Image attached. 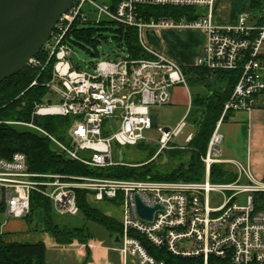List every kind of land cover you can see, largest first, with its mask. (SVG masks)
Wrapping results in <instances>:
<instances>
[{"label": "built area", "instance_id": "1", "mask_svg": "<svg viewBox=\"0 0 264 264\" xmlns=\"http://www.w3.org/2000/svg\"><path fill=\"white\" fill-rule=\"evenodd\" d=\"M217 0H74L64 12L43 49V56L30 58L26 66L39 75L52 66L47 100L37 102L34 116H74L68 142L61 141L32 121H7L34 128L49 137L71 159L98 169L112 166L138 167L115 159L118 146L154 144L152 160L178 146L173 139L186 127L185 120L175 129L157 126L159 139L145 135L155 119L151 110L172 99V88L188 87L185 66L166 53L151 47L144 37L147 28L182 27L202 29L207 34L203 49L193 66L210 70H238L240 75L213 130L206 154V178L200 182L126 179L103 176H72L30 170L25 153L11 158L0 156V235L11 219H27L31 214L32 193L52 199L61 215L78 216L76 190L87 189L91 202L111 201L123 208V234L114 247L120 264H165L148 251L144 236L158 249L183 257H203L204 264H264V181L256 180L247 165L238 163L239 175L232 182H212L213 163L227 162L222 155L221 125L229 112L251 110L264 91V22L251 24V13L242 12L235 24L213 21ZM152 6L193 8L200 16H148ZM202 7H208L207 14ZM116 23L135 27L146 56L129 53L116 59L91 62L94 70L77 67L72 58L75 32L84 26ZM97 48V47H96ZM96 48L89 47L93 56ZM40 52V53H41ZM87 52V49H86ZM38 77L31 86L38 83ZM46 101V102H44ZM2 122V121H0ZM193 135L188 136V141ZM120 159L123 152L120 150ZM248 182H243L242 177ZM212 192L223 195L211 204ZM136 195L149 207L159 206L152 220L140 216ZM246 197L245 203L237 199ZM110 215V214H108ZM113 216V215H112ZM114 217V216H113ZM130 257L132 262H130ZM213 260V261H212ZM84 264V263H80Z\"/></svg>", "mask_w": 264, "mask_h": 264}, {"label": "trees", "instance_id": "2", "mask_svg": "<svg viewBox=\"0 0 264 264\" xmlns=\"http://www.w3.org/2000/svg\"><path fill=\"white\" fill-rule=\"evenodd\" d=\"M146 9L149 17L155 16L157 19L171 17L179 21L185 17L188 20H194L200 16V13L188 7L152 6ZM247 11L258 19V24L264 22V0H249ZM100 30L101 28L94 25L84 26L76 30L75 38L85 49L95 48L100 38L107 40ZM114 32L113 37L121 49L132 57L147 55L139 43L135 27L118 25ZM42 56L43 51L38 54V57ZM117 56L121 55L117 54ZM51 69L52 66H49L38 77L39 69L25 66L24 69L0 83L1 157L11 158L15 152H23L27 156L30 170L38 173L126 179L151 178L165 181L205 180L206 163L202 157L206 154L213 130L221 116L225 102L234 90L240 71H214L203 66L184 68L188 81H192L198 87H206L205 91L197 92L192 97L196 133L186 148H173L166 151L168 159L166 163L171 159H178L179 162L165 171H159L147 164L138 167L94 168L68 157L42 132L28 126L8 123L7 121L29 122L33 120L35 124L43 127L61 141L68 142L67 132L74 116L49 115L33 118L35 104L43 101L49 94V89L44 83L50 79ZM37 77L38 83L31 86ZM237 177L238 172L226 163H213L211 166L210 179L212 182H232ZM76 194L80 208L78 216L61 215L55 210L52 199L38 192L32 193L31 214L27 220L33 223V214L41 211L44 231L49 232L58 243L62 244L72 243L75 240L87 243L93 237L91 223L103 227L112 238L119 242L123 234L122 223L93 206L88 200L87 189L78 188ZM67 216L72 217L67 218ZM135 235L143 240L150 254L158 260H164L165 264H204L203 257L176 256L166 249H158L144 236ZM46 250V245L42 241L18 242L7 240L0 235V264H44Z\"/></svg>", "mask_w": 264, "mask_h": 264}, {"label": "crops", "instance_id": "3", "mask_svg": "<svg viewBox=\"0 0 264 264\" xmlns=\"http://www.w3.org/2000/svg\"><path fill=\"white\" fill-rule=\"evenodd\" d=\"M248 3L249 0H217L213 21L218 24H235L239 15L247 11ZM250 23L258 24V19L252 14ZM144 37L151 47L166 53L187 68L193 66L200 55L207 34L202 29L168 26L147 28L144 31ZM261 59L264 63V53ZM195 88V93L203 92L206 89L205 86ZM182 90H186L189 94L188 87L184 85L173 87L171 90L172 99H176ZM190 96L188 97L190 98ZM154 119L157 120L156 117ZM221 132L223 134L222 155L227 161L224 163L237 172L239 171L238 163L247 165L256 180L264 181V91L257 97L253 109L232 111L222 123ZM163 160L168 161L164 157ZM242 181L248 182V178L244 176ZM88 200L95 206L94 202H91V197H88ZM41 221V234L33 242L42 241L45 243L47 250L44 264L121 263L120 254L114 249L119 242L110 235L113 242L104 241L100 244H93L75 240L72 243L62 244L58 243L49 232L44 231L43 213Z\"/></svg>", "mask_w": 264, "mask_h": 264}, {"label": "rangeland", "instance_id": "4", "mask_svg": "<svg viewBox=\"0 0 264 264\" xmlns=\"http://www.w3.org/2000/svg\"><path fill=\"white\" fill-rule=\"evenodd\" d=\"M98 1L102 2V0ZM207 10L208 7H202V12L204 14H207ZM94 26L101 28L100 32L107 37V40L100 38L97 48L95 47L98 51V55L93 56L87 53L86 49L81 45V42L75 38L76 41L74 42L72 58L77 67L94 70V66L91 64V62L97 63V61L101 59H116L117 54H120L121 56L128 54L123 49H121L120 45L113 37L115 34L114 29L118 26V24L108 22ZM195 87H197L195 83L188 81L189 94H187L186 90H182L177 98L172 99L169 104H164L157 108H153L151 110V115L157 118L155 121L156 126H154L152 129L146 130L144 132L145 135L153 139H159L161 133L158 131L157 126L175 129L184 118L186 127L179 136L173 139L172 143L178 146H188V136L194 135L196 133V124L194 122L195 108L192 107V101L190 99L196 92ZM188 96H190V98ZM45 100H47V98H45ZM156 149L157 146L154 144L149 146L145 143H140L137 145L128 144L124 146H118L115 144V159L124 163L140 164V166L147 164L154 168V170L159 171H165L179 162L178 159H171L168 163H163L162 158H158L153 161L152 158ZM120 150L123 152L122 160L120 159ZM222 199L223 195L221 193L212 192L210 197L212 205L220 204ZM237 199L240 203H245L246 201V197L244 195H239ZM93 204L100 208L103 212L110 214L111 216L113 215L114 218L119 220L123 219L124 212L121 205L114 204L113 202L107 200L94 202ZM70 217L72 216H67V218ZM41 220L42 213L40 211H36L33 214V223H30L27 219H11L8 225L5 227V234L3 235V238L18 242H33L35 239H38L39 235L41 234ZM34 223H36V225H34ZM90 227L93 237L88 242L93 244H100V242L104 241L113 242L109 237L108 231L103 227L93 223H91ZM130 262H132L131 257Z\"/></svg>", "mask_w": 264, "mask_h": 264}, {"label": "water", "instance_id": "5", "mask_svg": "<svg viewBox=\"0 0 264 264\" xmlns=\"http://www.w3.org/2000/svg\"><path fill=\"white\" fill-rule=\"evenodd\" d=\"M74 0H0V83L37 56ZM87 53H92L87 49ZM167 159V153H163ZM163 163L166 161L163 160ZM141 217L152 220L159 206L149 207L136 195Z\"/></svg>", "mask_w": 264, "mask_h": 264}]
</instances>
